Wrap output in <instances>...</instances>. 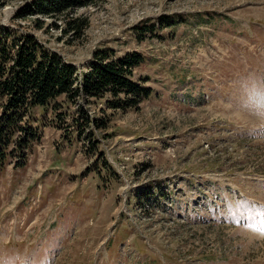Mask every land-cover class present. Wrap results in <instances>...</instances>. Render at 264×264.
I'll return each mask as SVG.
<instances>
[{
  "label": "rangeland",
  "instance_id": "obj_1",
  "mask_svg": "<svg viewBox=\"0 0 264 264\" xmlns=\"http://www.w3.org/2000/svg\"><path fill=\"white\" fill-rule=\"evenodd\" d=\"M31 1L0 0V24L78 72L96 49L138 51L152 92L137 109L78 99L56 122L38 116V140L0 169V264H264V0H86L21 17ZM162 17L174 24L140 30ZM70 18L86 21L78 36Z\"/></svg>",
  "mask_w": 264,
  "mask_h": 264
},
{
  "label": "trees",
  "instance_id": "obj_2",
  "mask_svg": "<svg viewBox=\"0 0 264 264\" xmlns=\"http://www.w3.org/2000/svg\"><path fill=\"white\" fill-rule=\"evenodd\" d=\"M85 4L86 0H33L22 7L20 15L66 16L72 7ZM33 22L36 28L43 26L38 17ZM66 22L75 36L86 26L82 18ZM172 24V20L162 17L158 25L151 23L140 30L150 32L155 26L164 29ZM144 63L138 51L117 55L110 48H102L96 49L85 70L78 72L74 64L42 45L31 33L0 24V169L9 154L23 151L38 140L39 115L50 113L56 122L78 99L89 104L100 102L112 111L137 109L152 92L151 87L135 78V69ZM79 112L86 124L93 122L98 129L105 128L104 123H98L102 118ZM72 123L77 130L78 118L73 117ZM76 130L71 134H77ZM94 142L98 144L96 138ZM106 165V172H111V165Z\"/></svg>",
  "mask_w": 264,
  "mask_h": 264
},
{
  "label": "water",
  "instance_id": "obj_3",
  "mask_svg": "<svg viewBox=\"0 0 264 264\" xmlns=\"http://www.w3.org/2000/svg\"><path fill=\"white\" fill-rule=\"evenodd\" d=\"M72 64V63H71Z\"/></svg>",
  "mask_w": 264,
  "mask_h": 264
}]
</instances>
